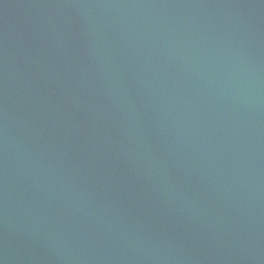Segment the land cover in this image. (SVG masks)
Masks as SVG:
<instances>
[{"label":"water","instance_id":"obj_1","mask_svg":"<svg viewBox=\"0 0 264 264\" xmlns=\"http://www.w3.org/2000/svg\"><path fill=\"white\" fill-rule=\"evenodd\" d=\"M0 264H264V0H0Z\"/></svg>","mask_w":264,"mask_h":264}]
</instances>
